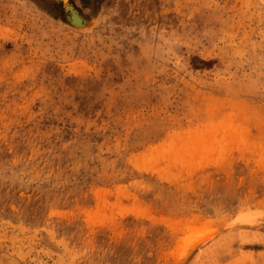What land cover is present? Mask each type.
Segmentation results:
<instances>
[{"label":"rangeland","instance_id":"rangeland-1","mask_svg":"<svg viewBox=\"0 0 264 264\" xmlns=\"http://www.w3.org/2000/svg\"><path fill=\"white\" fill-rule=\"evenodd\" d=\"M71 4L0 0V264H264V0Z\"/></svg>","mask_w":264,"mask_h":264},{"label":"water","instance_id":"water-1","mask_svg":"<svg viewBox=\"0 0 264 264\" xmlns=\"http://www.w3.org/2000/svg\"><path fill=\"white\" fill-rule=\"evenodd\" d=\"M49 1H54L57 4L59 2L62 3L61 7L63 8L64 12L66 13V17L70 21L71 24L74 23V21H75L73 18L74 14H78V15L80 14L78 12V10L71 4V0L68 1V3H66V4H65V2H61V0H49ZM83 23H84V21H83Z\"/></svg>","mask_w":264,"mask_h":264},{"label":"bare ground","instance_id":"bare-ground-1","mask_svg":"<svg viewBox=\"0 0 264 264\" xmlns=\"http://www.w3.org/2000/svg\"><path fill=\"white\" fill-rule=\"evenodd\" d=\"M40 1H48V2L56 3L54 1H49V0H40ZM68 1H70V0H61V2H65V4L68 3ZM58 4H60V6H61L62 3L59 2ZM57 10H59V9H57ZM73 18L75 20L74 23H72L73 26H75L76 28H79V29H87L88 25H84L85 20L82 16H80V14L79 15L74 14ZM83 21H84V23H83Z\"/></svg>","mask_w":264,"mask_h":264}]
</instances>
